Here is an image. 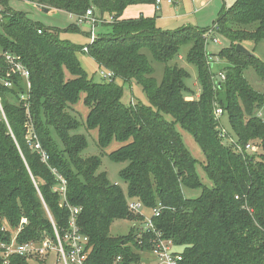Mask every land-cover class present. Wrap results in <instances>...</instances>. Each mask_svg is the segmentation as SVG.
<instances>
[{"label": "trees", "instance_id": "trees-1", "mask_svg": "<svg viewBox=\"0 0 264 264\" xmlns=\"http://www.w3.org/2000/svg\"><path fill=\"white\" fill-rule=\"evenodd\" d=\"M9 1L0 0V47L16 54L30 71L32 89L24 107L19 100L25 81L10 74L0 56V243L10 241L23 218L28 225L18 234L19 243L42 240L45 233L55 238L52 221L63 234L71 218L69 207H77L82 209L78 226L89 238L86 264H114L119 257L118 264H138L140 253L150 249L151 233L142 234V239L135 228L122 237L110 233L115 221H144V216L129 209L119 185L98 173L99 157L82 156L87 138L78 133L80 123L68 110L84 95L86 128L98 131L101 148L114 141L122 144L109 158L127 163L119 174L128 186L127 196L149 211L163 207L154 225L178 247L185 264H264V121L255 115L264 105V95L243 76V69L252 68L264 83V61L236 49L246 41H264V0H237L214 24L231 43L216 55L234 66L227 72L226 92L210 85L203 39L207 31L162 30L158 12L153 17L123 18L128 7L156 5V0H25L43 10L79 16L96 10L113 18L110 32L99 34L86 53L100 69L114 73L107 83L95 82L84 70L77 56L84 46L61 39L63 32H86L74 24L63 31L46 27L12 9ZM249 26L256 28H244ZM188 43L192 48L187 60L202 84V94L194 101L184 97L190 74L167 65ZM144 49L166 65L160 83ZM117 80L139 86L148 105L123 102L124 90ZM4 81L13 82V87L6 88ZM216 95L222 96L218 104L236 134L234 144L252 142L262 154H239L234 146L224 145L215 130ZM181 130L205 155L203 174L211 186L201 179L198 160ZM31 134H36L46 162L31 148ZM60 177L67 183L64 199L56 191ZM199 190V196L188 194ZM0 264H5L1 258ZM8 264L44 263L13 256Z\"/></svg>", "mask_w": 264, "mask_h": 264}, {"label": "rangeland", "instance_id": "rangeland-1", "mask_svg": "<svg viewBox=\"0 0 264 264\" xmlns=\"http://www.w3.org/2000/svg\"><path fill=\"white\" fill-rule=\"evenodd\" d=\"M161 1V6L148 5L145 6L143 12L145 14H151L152 16H155V12H158L157 26L162 30L174 31L178 30L181 27H186L207 31L205 36H203V39L206 48V64L207 71L209 72L210 85L215 91L223 89V91L226 92L228 88L227 72L230 68H234V66L228 60L222 59L221 57L216 55L223 49L229 48L231 46V43L227 38L219 35L216 32L214 24L220 17H223L225 15L226 10L231 8L237 0H172L174 4H168L167 0ZM9 6L15 11L27 13L29 18L32 19L34 22L40 23L49 28H57L58 30L63 31L72 24L77 25L81 29V31H84L86 33L78 34L73 32H63L61 34V39L73 42L78 46H86L90 44L89 31L91 25L84 23L86 22V19H84L85 15H72L57 10H50L49 12H45V10H43L42 8L25 0H10ZM139 7V5H133L128 7V10L126 11V16H128L127 14H132L133 16L139 14ZM0 9H2L1 6ZM93 11V16L97 19L96 28L94 29L96 36L98 37L101 33L110 32V29L108 27L109 24L113 21L111 17L108 14L101 15L99 12H96V10ZM72 16H74V18H71ZM1 20L2 18L0 17V22ZM81 20H83V23H80ZM240 28L243 29L242 26ZM244 28L249 31H253L255 30L256 26H249ZM0 30H2L1 27ZM214 38H216L218 42H215L213 40ZM243 46L247 50H249L252 55L257 56L258 59L264 61V41H246ZM191 48L192 43H188L182 46L180 48L181 50L179 54L175 58H173V60L167 63V65H169L170 67L184 69L190 74V77L185 80L186 85L188 87V91L184 93V97L187 101L198 100L202 94V84L198 77L197 70L187 60V55L190 52ZM143 53L146 54L150 61H152V64L155 67L154 77L160 83L163 79V74L166 65L155 62L152 58V55L147 50L144 49ZM6 54L12 55L13 57H17V55L12 52L4 53V50L0 47V56L5 59ZM77 56L84 70L87 72L89 78H92L95 82H109L107 80H104L100 75V73L104 69H100L97 63L93 59H91L85 52L79 51L77 53ZM243 76L246 77V79L254 90L264 95V83L261 81V79L257 76V74L252 68L243 69ZM117 84L123 87V102L132 105L139 103L148 105V101L145 95L143 94L142 89L135 83L124 84L121 81L117 80ZM25 93H28L26 88ZM218 97H220L221 99L222 96L218 95L217 97H215L214 117L217 121L215 130L218 132L219 138L224 143V145L228 147H233L234 141L236 140V134L229 123L227 112L223 111L221 106H219L218 104ZM19 102L22 103L24 107L28 106L29 97H23L22 95L20 96ZM218 109H221L223 111V114H221V116H218L216 114ZM68 114L71 115L73 119L79 121L80 129L78 133L84 135L87 138L88 147L83 151L82 156L85 158L93 156L99 157L102 161V164L98 173H105L111 183L119 185L127 197V202L130 203L133 199L127 196L128 186L120 178L119 175L120 171L127 166V163H116L109 158V154L120 148L122 144L114 141L107 148H101L98 145V131H89L86 128L85 123L88 114V109L84 105V95H82L81 101L77 105L71 106V108L68 110ZM255 115L264 121V105L263 107L255 111ZM29 121L30 122L28 124L31 125V115L29 116ZM181 133L183 134L184 140L191 154L198 160L197 171L201 179L205 181V184L207 186H211L212 183L208 179L206 180L203 174V167L206 164L205 155L203 154L201 148L194 141L193 137L188 132L181 130ZM250 144L254 145L252 142ZM258 149V153L256 151L255 154H262L260 147ZM249 154L252 155L254 154V152H249ZM200 193L201 191L199 190L189 192L188 194L193 197H196L199 196ZM188 194L186 196H189ZM141 212L142 214L140 215L144 216V221L146 217L149 218L151 216V211H149L148 209H144ZM144 221L117 220L112 224L110 233L113 237H122L128 235L130 230L132 228H135L138 230V234H140L144 228ZM16 232L17 231L13 230V235H15ZM44 236L48 235L45 233L43 237ZM140 254L142 255L143 253L141 252ZM56 260L57 256L55 252H53L51 256L48 257V259L44 260V262L45 264H55ZM154 261V256L150 254L142 255L143 263Z\"/></svg>", "mask_w": 264, "mask_h": 264}, {"label": "built area", "instance_id": "built-area-1", "mask_svg": "<svg viewBox=\"0 0 264 264\" xmlns=\"http://www.w3.org/2000/svg\"><path fill=\"white\" fill-rule=\"evenodd\" d=\"M168 4H172V0H167ZM156 5L161 6L162 1L156 0ZM94 11L89 10L84 19H86L87 24H90V44L94 43L97 39L94 29L96 28L97 19L93 16ZM71 18H74L72 16ZM113 20V18L111 17ZM83 23V20L80 21ZM42 31H39L41 33ZM215 42H218L216 38L213 39ZM83 52H88V46H84ZM5 60L10 66V74H15L20 76L25 81L26 89L28 93L24 94L23 97L30 96L32 84L30 80V71L18 61V57H13L12 55L6 54ZM101 77L104 80L112 81L115 77L114 73L111 71L102 70L100 73ZM3 85L6 88H12L13 82L4 81ZM0 109H2L1 100H0ZM218 116L223 114L221 109L217 110L216 113ZM30 128L27 127V132H30ZM30 146L32 149L38 151L43 160L47 161V155L43 152L39 140L36 134H31L29 138ZM238 144V143H237ZM236 149V152L239 154H245L249 152L257 151V147L252 144H247L242 146L240 144L233 145ZM61 185L56 189V191L61 195V197L65 198L66 192V181L60 177ZM129 209L135 213L142 214V210H144V205L141 201L132 200L128 203ZM69 207L68 204L65 205ZM161 205H159L156 209L150 210L151 216L149 218H145L144 228L141 231L139 238H143L142 234L151 233L153 236L149 239L150 249L148 251H143V254H150L155 257L154 262H142L141 260L138 264H185L184 257L181 251L177 246L173 243L172 240L164 239L160 232L156 230L154 225V219L160 216ZM70 209V222L67 230L60 234L57 230L55 223L52 221L54 228V236L55 238H51L49 236H44L42 240L39 241H31L27 243H19L17 241L18 234L24 228V226L28 225V221L26 218H23L15 235L12 236L10 241L0 243V258L3 260L5 264H8L13 256H20L26 258L30 262L38 263L44 262V260L48 259L53 252H55L57 256V260L55 264H86L88 260L89 253V238L81 232V229L77 223V217L81 213L82 209L77 207H69ZM52 220V219H51ZM7 230V229H3ZM142 243V242H141ZM121 261V258H117L114 264H118Z\"/></svg>", "mask_w": 264, "mask_h": 264}, {"label": "crops", "instance_id": "crops-1", "mask_svg": "<svg viewBox=\"0 0 264 264\" xmlns=\"http://www.w3.org/2000/svg\"><path fill=\"white\" fill-rule=\"evenodd\" d=\"M172 4H174V2L172 3ZM140 7H139V14H136V15H132V14H127L128 16H126V11L128 10V8L125 10V12H124V15H123V18H125V19H128V18H135V17H138V16H140L141 14L142 15H144V16H146V17H153L151 14L149 15V14H145L144 12H143V9L145 8V6H148V5H139ZM141 6H144V7H141ZM157 6V5H156ZM156 13V12H155Z\"/></svg>", "mask_w": 264, "mask_h": 264}, {"label": "water", "instance_id": "water-1", "mask_svg": "<svg viewBox=\"0 0 264 264\" xmlns=\"http://www.w3.org/2000/svg\"><path fill=\"white\" fill-rule=\"evenodd\" d=\"M49 10H45V12H48ZM236 49H237V51L238 52H241V53H245V54H251V52L249 51V50H247L243 45H241V44H238L237 46H236Z\"/></svg>", "mask_w": 264, "mask_h": 264}]
</instances>
